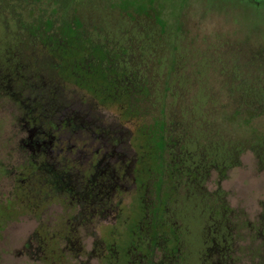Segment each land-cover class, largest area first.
I'll return each mask as SVG.
<instances>
[{
    "label": "rangeland",
    "instance_id": "rangeland-1",
    "mask_svg": "<svg viewBox=\"0 0 264 264\" xmlns=\"http://www.w3.org/2000/svg\"><path fill=\"white\" fill-rule=\"evenodd\" d=\"M42 77L134 158L137 186L98 237L122 249L144 211L143 264H264V0H0V264H78L73 213L40 199L23 148Z\"/></svg>",
    "mask_w": 264,
    "mask_h": 264
},
{
    "label": "flooded vegetation",
    "instance_id": "flooded-vegetation-1",
    "mask_svg": "<svg viewBox=\"0 0 264 264\" xmlns=\"http://www.w3.org/2000/svg\"><path fill=\"white\" fill-rule=\"evenodd\" d=\"M31 87L37 90L30 89V101L22 114L28 127L23 148L32 161L30 176L34 182L41 177V184L36 183L40 199L46 203L61 201V212L73 213L69 217V236L65 237L66 250L73 252L78 264H92L94 260L97 264H143L148 248L135 247V241L141 240L145 230L144 211L138 218L137 232L131 233L132 238L123 243L122 249L114 241L105 242L94 229L95 222L116 225L125 196L137 186L134 158L124 133L112 126L106 128L94 112L82 108L81 101L67 100L61 92L62 84L35 83ZM78 134L81 144L73 140ZM85 134L90 136L91 145L82 139ZM95 142L96 147L92 146ZM139 202L143 209L144 196ZM79 228L81 236L84 230L89 233L88 249L75 237ZM112 235L118 236L116 231ZM177 250L181 251L180 245ZM216 259H209L207 264H220Z\"/></svg>",
    "mask_w": 264,
    "mask_h": 264
},
{
    "label": "trees",
    "instance_id": "trees-1",
    "mask_svg": "<svg viewBox=\"0 0 264 264\" xmlns=\"http://www.w3.org/2000/svg\"><path fill=\"white\" fill-rule=\"evenodd\" d=\"M27 69H29V68H27ZM37 78V75H35V74H29V76H25V75H21L20 77H19V79H20V81L22 82V83H27V82H29L30 81V79L31 80H33V78ZM43 78V77H42ZM15 79V78H14ZM13 79V80H14ZM18 79V80H19ZM17 80V81H18ZM39 80V79H38ZM41 81V83L40 84H42V83H51V82H47L44 78L43 79H41L40 80ZM15 83H16V80H15ZM17 84V83H16ZM27 84H29V83H27ZM30 89H35V90H37L36 88H34V87H31ZM175 157H178L176 154H175ZM181 162H184V160H182ZM29 164H32V161H30V160H28L27 161V167H29ZM216 166H218V165H215V163H213V165L211 166V167H216ZM221 168V167H220ZM30 169V167L28 168V170ZM186 170V173H193V174H195L194 175V179H196L195 177H197V176H200V173H201V171L200 170H198L197 169V167H195L194 169H185ZM174 176V175H173ZM41 177H37V179H36V183L37 184H41ZM261 220H262V229L260 230L261 231V233H263V235H264V212H263V215H262V217H261Z\"/></svg>",
    "mask_w": 264,
    "mask_h": 264
}]
</instances>
